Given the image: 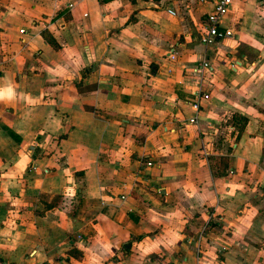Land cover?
<instances>
[{"label": "crops", "instance_id": "obj_1", "mask_svg": "<svg viewBox=\"0 0 264 264\" xmlns=\"http://www.w3.org/2000/svg\"><path fill=\"white\" fill-rule=\"evenodd\" d=\"M213 2L0 0V264H264V0Z\"/></svg>", "mask_w": 264, "mask_h": 264}, {"label": "built area", "instance_id": "obj_2", "mask_svg": "<svg viewBox=\"0 0 264 264\" xmlns=\"http://www.w3.org/2000/svg\"><path fill=\"white\" fill-rule=\"evenodd\" d=\"M231 5V0H214L212 10L206 14L205 18V32L199 36V41L203 44H211L216 40L223 39L231 36L233 31L230 28L222 26V19L227 13ZM169 13H172L168 10ZM172 59L173 55L170 56ZM209 68V64L206 61L199 63L198 70ZM203 98H207L206 94L202 95ZM193 108L196 110L198 105L194 103ZM189 122H194L193 118L188 119ZM146 166H150L151 162L148 160L145 162ZM77 239H80L77 236Z\"/></svg>", "mask_w": 264, "mask_h": 264}, {"label": "trees", "instance_id": "obj_3", "mask_svg": "<svg viewBox=\"0 0 264 264\" xmlns=\"http://www.w3.org/2000/svg\"><path fill=\"white\" fill-rule=\"evenodd\" d=\"M52 44L54 45V43L52 42Z\"/></svg>", "mask_w": 264, "mask_h": 264}]
</instances>
